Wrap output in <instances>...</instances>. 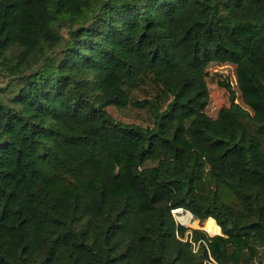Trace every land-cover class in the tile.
<instances>
[{"label":"trees","instance_id":"1","mask_svg":"<svg viewBox=\"0 0 264 264\" xmlns=\"http://www.w3.org/2000/svg\"><path fill=\"white\" fill-rule=\"evenodd\" d=\"M213 64L242 105L210 118ZM0 79V264L264 255V0H0Z\"/></svg>","mask_w":264,"mask_h":264},{"label":"rangeland","instance_id":"2","mask_svg":"<svg viewBox=\"0 0 264 264\" xmlns=\"http://www.w3.org/2000/svg\"><path fill=\"white\" fill-rule=\"evenodd\" d=\"M235 70L233 66L230 65H219L213 64L208 68L207 71V86H208V96L209 104L206 108L205 113L210 118H215L218 111L221 108L229 107V94L228 86H230L234 93L236 94V103L241 104L240 93L237 90L235 83ZM2 85V80L0 79V86ZM107 112L116 121L124 124H135L143 125L145 124V116L143 112L137 111L131 108L125 110L108 109ZM264 152V145H263ZM175 213V212H174ZM178 217V218H177ZM177 221H181V215L177 214ZM189 228H192L191 223H186Z\"/></svg>","mask_w":264,"mask_h":264},{"label":"crops","instance_id":"3","mask_svg":"<svg viewBox=\"0 0 264 264\" xmlns=\"http://www.w3.org/2000/svg\"><path fill=\"white\" fill-rule=\"evenodd\" d=\"M178 215L182 214L181 220L185 223L189 222L192 224V230L193 229H198L206 232L209 236H215V235H220V228L215 224L214 220L208 219L205 221L203 224H200L197 220H194L193 217L188 213L184 212L182 210L174 211ZM208 223H212L210 225V232L206 230V226H208ZM256 264H264V255L259 259L255 261Z\"/></svg>","mask_w":264,"mask_h":264},{"label":"built area","instance_id":"4","mask_svg":"<svg viewBox=\"0 0 264 264\" xmlns=\"http://www.w3.org/2000/svg\"><path fill=\"white\" fill-rule=\"evenodd\" d=\"M177 210H181V209H177ZM175 211V210H174ZM174 211H172V215L174 217V220L175 222L177 223V225L183 227L186 229V232L183 234V235H180L179 233L176 232V237L182 241V242H188L192 245L193 247V252H196L197 251V248H198V245L201 243V242H197V243H194L192 241V235H191V228L188 227V225L183 222L182 220L181 221H177L176 217L177 215L174 213ZM178 218V217H177ZM189 223V222H187ZM203 264H218L212 257L211 255L208 253V256H207V259L204 260V263Z\"/></svg>","mask_w":264,"mask_h":264},{"label":"bare ground","instance_id":"5","mask_svg":"<svg viewBox=\"0 0 264 264\" xmlns=\"http://www.w3.org/2000/svg\"><path fill=\"white\" fill-rule=\"evenodd\" d=\"M178 211V210H177ZM177 215V213H175Z\"/></svg>","mask_w":264,"mask_h":264}]
</instances>
